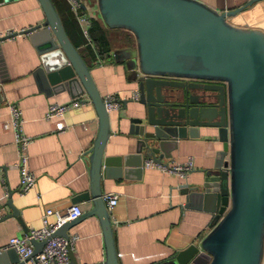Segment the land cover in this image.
<instances>
[{"label": "water", "instance_id": "water-1", "mask_svg": "<svg viewBox=\"0 0 264 264\" xmlns=\"http://www.w3.org/2000/svg\"><path fill=\"white\" fill-rule=\"evenodd\" d=\"M38 1L44 11L42 22L25 26L21 33H28L39 54L34 72L40 85L52 93L86 91L98 117L88 155L90 186L73 198L91 197L93 206L65 220L55 233L65 236L73 221L94 212L104 234L103 263L117 264L110 211L100 187L110 161L114 159L113 165L124 174L128 166L138 170L147 158L169 157L178 138L187 132L213 123L223 140L213 167L205 169L202 181L179 184L187 201L194 200L211 212L210 228L198 241L152 264H260L264 245V31L228 21L227 16L243 5L216 10L202 0H97L108 26L123 27L135 37V46L128 50L131 54L121 51L125 48L107 52L110 58L122 59L129 78L136 81L139 104L129 117L133 150L109 161L103 155L110 132L103 96L82 53L67 35L54 2ZM14 33L0 35V40ZM8 196L11 212L1 218L18 215L10 192ZM31 241L38 250L45 240ZM24 260L13 248L0 249V264H22ZM66 264H78L71 248Z\"/></svg>", "mask_w": 264, "mask_h": 264}, {"label": "crops", "instance_id": "crops-1", "mask_svg": "<svg viewBox=\"0 0 264 264\" xmlns=\"http://www.w3.org/2000/svg\"><path fill=\"white\" fill-rule=\"evenodd\" d=\"M53 1L67 35L89 65L102 96L117 92L121 98L120 106L108 111L110 132L103 155L110 161L116 155L129 153L133 150L131 142L134 139L129 133V117L139 106L136 99L130 97L132 90L137 88L136 81L129 78L122 59L101 57L95 51L69 0ZM81 1L85 7L81 5L80 10L86 12L92 21V32L108 39L109 50L135 44L134 34L129 30L107 26L101 18L97 0ZM202 1L216 10L243 5L227 16L228 21L264 31V0ZM43 18L44 11L38 0H0V34L8 28L21 29L40 23ZM38 64L39 54L28 33L0 40V248L7 244L12 234H23L38 227L41 212L47 206L61 211L72 202H78L82 211L93 206L91 197L73 198L90 186L88 155L98 129L95 107L86 91L72 95L73 91L71 93L68 89L58 93L43 89L34 72ZM71 97L81 98V103L64 112L62 119L66 126L57 131L52 119L44 117L46 106L51 101L62 102ZM9 102H15L21 108L23 130L32 136L27 145V160L36 180L24 193L17 190L16 145L12 129L5 124ZM222 143L218 126L213 123L199 125L192 134L187 132L178 138L169 157H163L162 161H183L191 155L193 166L185 175L143 165L138 170L128 166L130 170L124 174L113 165L114 159L110 161L105 175H101L100 187L101 193L108 190L118 193L117 202L112 207L106 206L110 211L117 264L163 261L206 234L211 212L198 206L194 200L187 201L179 184L202 181L205 169L212 168L218 158ZM9 192L18 215L1 218L11 212L6 204ZM49 219H54V215L50 214ZM66 230L78 234L70 247L78 264H104V234L96 213L82 215ZM260 260V264H264V245Z\"/></svg>", "mask_w": 264, "mask_h": 264}, {"label": "built area", "instance_id": "built-area-1", "mask_svg": "<svg viewBox=\"0 0 264 264\" xmlns=\"http://www.w3.org/2000/svg\"><path fill=\"white\" fill-rule=\"evenodd\" d=\"M71 2L72 9L76 12L77 18L82 22V31L85 36L91 41L89 35V26L91 20L87 13L80 10L82 5L81 0H69ZM21 29L8 28L4 34L15 31V34H20ZM3 35V34H0ZM11 35V36H13ZM138 96V88L132 90L131 98ZM104 106L107 110L120 106L121 98L117 92H107L103 95ZM81 103V98L71 97L68 100L62 102L51 101L47 104V108L44 113V117L52 119L54 129L57 131L63 130L66 126L62 119L64 112L73 106H78ZM9 108V116L5 120L6 126L12 129L13 142L16 145V165L18 168V192L24 193L35 183V174L28 164L27 145L31 139V134L26 133L23 130V117L21 108L17 106L15 102H9L7 104ZM145 167H156L163 172H173L179 175H185L187 170L193 166V157L187 155V158L183 161L165 162L162 160L147 158L142 164ZM107 207H112L118 198V193L115 191H105L101 193ZM41 224L38 227H32L23 234H12L9 237L7 244L1 248H13L17 254L24 261H28L29 264H66L69 260V248L74 241L78 238L76 232L67 233L65 236L55 233V229L60 226L65 220L73 219L82 214V209L78 202L70 203L64 211L55 209L51 206H47L41 212ZM53 214L54 219L50 220L49 215ZM31 239L45 240L40 249L34 250L33 242ZM0 248V249H1Z\"/></svg>", "mask_w": 264, "mask_h": 264}, {"label": "trees", "instance_id": "trees-1", "mask_svg": "<svg viewBox=\"0 0 264 264\" xmlns=\"http://www.w3.org/2000/svg\"><path fill=\"white\" fill-rule=\"evenodd\" d=\"M53 1V0H52ZM54 2V1H53ZM55 4V2H54ZM56 6V4H55ZM93 24L91 21V26L89 29V34L91 35V44L94 47L95 51L101 56V57H107L108 51L110 49V43L107 38H105L103 35L99 34L98 32H92ZM75 45V44H74Z\"/></svg>", "mask_w": 264, "mask_h": 264}, {"label": "rangeland", "instance_id": "rangeland-1", "mask_svg": "<svg viewBox=\"0 0 264 264\" xmlns=\"http://www.w3.org/2000/svg\"><path fill=\"white\" fill-rule=\"evenodd\" d=\"M108 26V25H107ZM110 27V26H109ZM112 39V38H111ZM114 40H116L115 39V37H114ZM113 41V40H112ZM134 42H135V37H134ZM135 46V44L134 45H123V46H115V47H113L111 50H109L111 53H113V51H114V49L115 48H117V49H121V48H125V50H121L123 53H126V54H128V52L130 53V51H128V50H130L131 48H133ZM131 54V53H130ZM113 57V56H112Z\"/></svg>", "mask_w": 264, "mask_h": 264}, {"label": "flooded vegetation", "instance_id": "flooded-vegetation-1", "mask_svg": "<svg viewBox=\"0 0 264 264\" xmlns=\"http://www.w3.org/2000/svg\"><path fill=\"white\" fill-rule=\"evenodd\" d=\"M203 80H204V79H203ZM203 80H202V81H203Z\"/></svg>", "mask_w": 264, "mask_h": 264}]
</instances>
